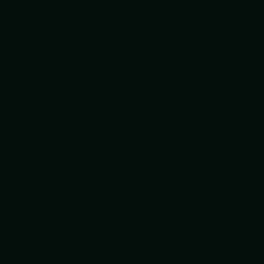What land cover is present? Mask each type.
<instances>
[{
    "label": "water",
    "instance_id": "95a60500",
    "mask_svg": "<svg viewBox=\"0 0 264 264\" xmlns=\"http://www.w3.org/2000/svg\"><path fill=\"white\" fill-rule=\"evenodd\" d=\"M0 264H264V0H0Z\"/></svg>",
    "mask_w": 264,
    "mask_h": 264
}]
</instances>
